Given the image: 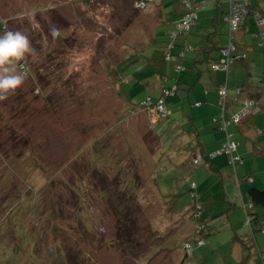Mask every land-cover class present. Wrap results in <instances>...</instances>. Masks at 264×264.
Instances as JSON below:
<instances>
[{"label": "rangeland", "instance_id": "1", "mask_svg": "<svg viewBox=\"0 0 264 264\" xmlns=\"http://www.w3.org/2000/svg\"><path fill=\"white\" fill-rule=\"evenodd\" d=\"M172 1L160 0L137 15L128 12L131 0H0V24L4 23L0 32L24 31L34 45L22 61L8 65L15 70L27 65L29 74L0 100V264H264V232L252 233L250 221H254L248 217L245 222L242 210V203L248 205L249 188L264 189V154H251L246 166L240 158L236 178L229 168L224 178L207 176L198 169L191 180L188 169L180 173L152 155L151 128L164 139L170 125L155 114L157 104L142 110L151 117L138 115L146 99L140 85L151 80L146 74L151 69H122L130 84L121 87L119 95L112 82L109 70L113 69L107 61L119 60L134 46L146 48L144 35L139 36L141 41L136 35L143 31L148 38L153 11L164 5L168 23L157 27L158 39H162L176 18L170 10ZM221 3L224 7L226 0ZM52 25L57 26L55 32ZM222 26L217 34L222 35ZM120 29L121 43L116 38L110 41L109 32L117 37ZM146 51L132 53L135 65L146 61ZM132 74L136 76L133 80ZM136 79L140 85H135ZM148 95L154 101L151 92ZM99 161L100 169L92 178L91 167ZM36 162L53 178L45 180L46 186L41 182V194L34 198L36 191H32L22 204L17 193L30 184L21 179H33L37 185ZM158 169L163 172L156 173ZM191 181L204 199L214 194V201L201 214L209 227L204 243L191 245L186 256L183 249L192 236L194 212L188 213L187 222H180L179 214L188 210L183 187ZM220 185L227 200H223ZM49 186L54 194L47 201ZM171 189L178 192L176 207L168 204ZM125 192L134 195L129 198ZM39 197L44 203H39ZM52 200L54 211L45 206ZM79 203L84 208L80 219L86 221L71 222ZM20 205L23 222H14ZM260 212L257 208L264 225ZM125 225L133 228V241L123 237ZM21 227L23 232H14ZM24 232H30L25 243L19 239ZM57 253L60 259H55ZM8 256L14 257L12 262H6Z\"/></svg>", "mask_w": 264, "mask_h": 264}, {"label": "crops", "instance_id": "2", "mask_svg": "<svg viewBox=\"0 0 264 264\" xmlns=\"http://www.w3.org/2000/svg\"><path fill=\"white\" fill-rule=\"evenodd\" d=\"M158 1L160 0H153L147 7L156 5ZM202 1L203 3L200 2L201 4H199L202 8L198 11L197 24L189 34L176 37L173 56L171 59H166L167 61L162 59L161 53L164 46L158 39L159 28L157 27L166 26L168 18L163 9L164 5L162 8L154 10L153 23L150 26L148 38L143 31L136 35L138 37L143 34V39L147 40L146 48L140 47L143 48L142 51L147 50L146 54L143 55L148 56L147 61L140 59L141 61H138L136 67L142 68L148 65L151 67V71L147 75L152 78L145 84V97L146 99L150 98L151 102L159 99L161 88L169 87L176 82L178 86L177 93L164 101L167 110L170 112L169 118L165 122L170 125L168 128L169 136L163 139L155 127L151 128L153 133L151 138H154V144L150 142V145L154 150L152 155L156 156L158 163H167L171 168L179 170L180 173L188 169L187 173L192 179L196 176L198 169L203 170L207 176L218 178L221 175L224 178L228 177L227 172L230 169L227 167V156L222 154L210 159L209 153L221 146L227 134L237 144V154L243 162L245 159L244 166H246L251 154L253 156L264 154V150H261V147L264 146V36L259 35V33H264V26L259 27L253 15L248 14L240 27L232 33V42L235 45V53L232 55L235 60L227 72L221 69L212 71V65L220 66L223 63L224 58L220 49L226 47L228 43V26L225 17L229 11V0H226L224 7L221 0ZM242 2L252 10L251 12L264 15V0H242ZM170 10L176 18L170 22L165 34L175 30L177 21L185 12V6L179 0H173ZM201 23L204 27H201ZM221 25L224 26H222V35L217 34L218 26ZM213 34H215V38L211 42ZM181 39L182 41L179 42ZM163 40L165 42V38ZM184 47H189L190 52L185 54L181 62L183 70L175 72L174 68L177 64L175 54ZM134 49L138 48L134 46ZM153 65H156V71ZM221 84H226L227 90L226 119L232 113L237 112L239 104L244 101L252 100L256 104V109L240 124H229L225 130L213 122L215 118H219L221 115L217 105V90ZM179 91H182L181 96L177 97ZM148 92H151V95L155 97L154 101ZM174 106L177 107V111L173 109ZM140 113L138 115L144 114L151 117L148 112L141 110ZM173 115L175 119L171 118ZM194 161H197V164H194ZM179 162L180 164H178ZM183 164H185L184 167H182ZM237 168L233 172L234 177L237 176ZM159 172H163V170H156V173ZM220 186L223 200H227L225 189L222 185ZM238 188L240 189V187ZM157 193L159 194V191ZM168 193L177 194L175 189H171ZM212 201H214V194L212 197L206 198V201L204 200L203 206L207 207ZM249 205V201L247 206L242 203L245 222L248 217H251L248 215ZM262 209L264 208H258L261 210L260 214L264 216ZM252 213L257 215V208L253 209ZM179 215L180 222L188 221L187 211L185 214L180 213Z\"/></svg>", "mask_w": 264, "mask_h": 264}, {"label": "trees", "instance_id": "3", "mask_svg": "<svg viewBox=\"0 0 264 264\" xmlns=\"http://www.w3.org/2000/svg\"><path fill=\"white\" fill-rule=\"evenodd\" d=\"M153 2V0H131V3H128L127 5H129V7H131L129 10H128V12H134L135 11V13L137 14L138 12H140V11H144L145 9H146V7H147V5L148 4H150V3H152ZM179 2L180 3H182L183 5L185 4L184 2H181L180 0H179ZM203 3V1L202 0H198V1H193V6L196 8V12H195V14H196V16L198 17V11H199V9H201L202 8V6L200 5L199 6V4H201V3ZM215 2V1H214ZM189 3H192V1H189ZM198 6H199V8H198ZM132 9H133V11H132ZM247 9H248V13H250L252 10L251 9H249L248 7H247ZM189 13V10L185 7V12L181 15V17H180V19H179V21H177V23H179L180 22V20H181V18L183 17V16H185V15H187ZM251 13H254V12H251ZM262 17H264V15L263 14H261V13H259ZM197 20V19H196ZM242 23V22H241ZM241 23H240V25H241ZM196 24H197V22H196ZM195 24V25H196ZM1 26H3L4 25V23H1L0 24ZM195 25H193L191 28H190V31L195 27ZM240 25H239V27H240ZM175 30H173L174 32H176L177 31V26H176V28H174ZM2 31V30H1ZM172 30L171 31H169L167 34H165V36H163V38L162 39H160L159 41L160 42H162L161 44L164 46L163 47V50H162V59H163V61L164 60H166V58L168 57V54H169V57H170V59H171V57L173 56V48H175V40H173V39H171L170 38V34L173 32ZM190 33V32H189ZM188 33V34H189ZM139 35V34H138ZM177 35H178V33H177ZM124 35H123V33H122V31H121V29H120V32H118V35H117V37H116V35H115V33H113L112 35L110 34V32H109V35H108V38H109V40L110 41H112L113 39H111V38H116V40L117 41H119L120 43H121V41H122V38L121 37H123ZM139 36H142V35H139ZM139 36L137 37V39L139 38ZM165 38V42H163L164 39ZM173 40V41H172ZM114 41V40H113ZM138 41H141V40H138ZM159 41H158V43H159ZM170 45H172V47H171V49L169 48L170 47ZM142 47H139L138 49H134V48H132L130 51H127V52H125V53H123V55H122V57L119 59V60H116V59H114L113 61L111 60V61H107V62H111L110 63V65H111V68L113 69V70H109V72H110V75H111V77L113 78V80H112V82H113V84H115V89H116V93H117V95H119L118 94V92H119V89L120 90H122L121 89V87H123L124 85H127V86H129V81L126 79V77H124V74H122L121 72H122V69L124 70V69H127V68H132L133 66H134V69H136V65H135V61H137V59H136V56H135V54H132V53H135V52H140L139 50H141L142 51ZM144 51V50H143ZM142 51V52H143ZM182 51H185V54L187 53V52H190V48L189 47H185V48H183V49H181L180 51H178L176 54H175V58H176V61H177V57L179 56V54L182 52ZM220 51H221V49H220ZM185 54H183V58H184V56H185ZM129 55H131L130 56V58H128L127 56H129ZM183 58L180 60L181 62L183 61ZM173 59V58H172ZM146 61H147V59H146ZM167 61V60H166ZM179 62V61H178ZM177 63V62H176ZM23 65V64H22ZM149 67V65L147 66V67H145V66H143V69L145 68H148ZM153 67H154V69H155V71H156V65H153ZM121 68V69H120ZM138 68V67H137ZM149 68H151V67H149ZM146 71V70H145ZM109 72H108V75H109ZM138 72V74L139 75H141V70L139 69V71H137ZM176 72V71H175ZM148 72L146 71V74H147ZM132 76V80L134 79V77L136 78V76L135 75H131ZM139 79V78H138ZM136 82L137 83H135V85H140V80L138 81L137 79H136ZM148 82V81H147ZM147 82H145V83H143V85H140V86H144V88H145V84H147ZM172 85H176V87L178 88V86H177V82L176 83H173ZM172 85H170L169 87H165V89H168V88H170ZM137 89H139L138 87H137ZM162 89H164V88H161V91H162ZM140 90H142V88H140ZM139 90V91H140ZM170 97H172V96H170ZM167 98H169V97H167ZM166 98V99H167ZM158 100V99H157ZM157 100L155 101V102H151V100H150V98H147V99H145L144 101H143V103H141V105H140V109L141 110H150V109H153V108H155L154 107V105L156 104V102H157ZM155 114L157 115V117L159 118V119H162V120H166V119H168L169 118V116H167V117H161L160 115H159V113L157 112V111H155ZM215 151V150H214ZM213 152V151H212ZM30 159H34V160H36L37 162H39V160H37L36 158H30ZM213 159V158H212ZM27 162H29V161H27ZM27 162H25V163H27ZM36 162V164H37V168H34V169H36L37 171V173H39V174H37V178H38V182H37V185H34L35 183H33V179H29L30 181L28 182V180H24L25 178H22L21 179V181L22 182H24V183H27L28 185H29V187H27V190H25L23 193L21 192V191H19L17 194H20L21 195V203L23 204V202H27L26 200L29 198L28 197V195L30 194L31 195V192L32 191H36L32 196L35 198V196L37 195V194H41V192H39V190H41V186H43V184L40 186V183L42 182V183H44V186H46L47 185V183L48 182H46L45 180H49L51 177L53 178V174L51 173V172H49V171H47V169L45 168V167H43V166H41L39 163H37ZM102 163L99 161V163H98V165L93 169L92 167H91V172H90V175H92V178L94 177L93 176V173H96L100 168H99V165H101ZM240 164H236L234 167H231V166H229V164H228V162H227V167L228 168H230V169H232V170H234V172L236 171V168L239 166ZM30 167V166H29ZM13 168V167H12ZM11 168V169H12ZM28 169V168H27ZM10 170V169H9ZM14 171H15V169H14ZM26 171V170H25ZM24 171V172H25ZM27 171H29V170H27ZM26 171V172H27ZM9 172V171H8ZM23 172V173H24ZM87 173H88V171H87ZM18 174V173H17ZM25 174V173H24ZM55 175V174H54ZM20 176V175H19ZM18 176V177H19ZM115 177V176H114ZM40 180V181H39ZM191 180H193V179H191ZM150 181H152V180H150ZM133 182H134V180H133ZM155 182V181H154ZM46 184V185H45ZM155 184H156V182H155ZM93 186H95V187H97L98 188V190L99 189H101V190H103V188H101V185H93ZM50 188L49 189H47L46 191H48V195H47V197L45 198L47 201H49V200H51L52 199V194H54V191H53V189L51 188V186H49ZM129 187H130V184H128V189H129ZM159 187V186H158ZM107 188H111V187H107ZM183 188H186V192H187V195H188V200H189V204L187 205V208H188V210H187V212L189 213V216H190V213H191V211H193L194 212V216H193V218H191L190 220L191 221H193V223H194V225H193V227H194V229H192L193 230V232L191 233L192 234V236H191V239L190 240H188L186 243H189V244H191V245H193V244H197V241L198 240H202V242H203V238L205 237V236H207V234L209 233V227H208V225H206V222H205V220L203 219V216H201V214H202V210H203V202H204V200L206 201V199H204V196H203V194H202V192H200L199 191V189H198V187H197V184L195 183V181H191V182H188V184H184V187ZM105 189V188H104ZM119 190V189H118ZM100 192L101 191H99V194H100ZM117 193H120L119 191H116ZM169 192V191H168ZM178 193V192H177ZM124 196H129V198H131L132 196H130V195H134L132 192H131V194L130 193H124L123 194ZM168 199H169V202H168V204H169V206H171V205H173L174 207H176V204H177V202H178V195L177 194H169L168 193ZM42 196V195H41ZM247 196H248V198H249V204H250V209H248V215L249 216H251V218H252V221H254V222H251L250 221V225L252 226V229H251V232L252 233H254L255 231H262V232H264V229H263V224L260 222V220H259V217L257 216V215H255V214H253L252 213V211H253V209H256V208H264V189H261V190H259V189H256V188H254V187H251V188H249L248 189V191H247ZM39 203H44V202H42V200H40V197H39ZM141 199L139 198V196H138V201H140ZM79 201H80V199H79ZM134 202H135V199H134ZM31 204H32V202H30ZM56 202L54 201V200H52L51 201V204H48V202L47 203H45V206L46 207H48V205H50V207H52L51 208V211H54V209H55V204ZM55 204V205H54ZM165 204H167V202L165 201ZM16 206H18V205H15V206H13L14 207V209L16 210ZM29 206H31V205H29V204H27V208L29 207ZM20 208L18 209V218H17V220L16 221H14V222H23V221H21V220H19V218H20V215H21V213L23 212V208H22V205H20L19 206ZM38 207V206H37ZM81 209H83L84 210V208H81V205H80V203H79V205L77 206V209H75L74 210V212L72 213V216H71V218H70V220H71V222H78L79 220V222H85V221H81V219H80V217H82L83 216V212H81ZM36 211V208L34 207V209H33V211ZM56 210V209H55ZM17 216V212L14 214V217H16ZM253 216H255L254 218H253ZM263 216V215H262ZM84 218V217H83ZM189 218V217H188ZM51 220H53L52 218H51ZM136 220H135V217L133 218V220H132V222H135ZM9 222H13V221H9ZM149 222V221H148ZM130 226V225H129ZM134 227L135 228H137L136 227V225H134ZM0 229H2L1 228V226H0ZM23 230H25L23 227H21L20 229H18L17 228V230L15 229V231L14 232H18V231H20V232H23ZM136 231H137V229H135ZM133 228H131V226L130 227H128V226H126L125 225V227L123 228V230H122V232L121 233H123V237L125 236V237H129L128 239L130 240V241H133L134 240V234H133ZM29 235H30V232L29 233H26V232H24V234L22 235V237H20L19 239L20 240H22V241H24L23 239H28L29 238ZM28 237V238H27ZM119 238H122V236H119ZM22 241H20V244L22 243L23 245H25L24 243L26 242V241H24V243L22 242ZM185 243V244H186ZM204 243V242H203ZM20 244H19V247H20ZM17 246H18V244H17ZM14 247H15V245H14ZM182 249V248H181ZM183 251L185 252V254H186V256H188V253L186 252V250H184L183 249ZM52 254V256H54L55 255V253L53 254V253H51ZM13 258L14 257H11V256H8L5 260H7L6 262H12V261H10V260H13ZM52 258V257H51ZM55 259H60V254L59 253H57V255H56V258ZM13 264H14V262H13Z\"/></svg>", "mask_w": 264, "mask_h": 264}, {"label": "built area", "instance_id": "4", "mask_svg": "<svg viewBox=\"0 0 264 264\" xmlns=\"http://www.w3.org/2000/svg\"><path fill=\"white\" fill-rule=\"evenodd\" d=\"M149 1V0H148ZM181 2H184V6L189 10V13L185 16H183L179 23H177V31L172 32L170 34V38L175 40L178 35H187L190 32V28L196 24L197 22V16L195 14L196 8L193 6V1L196 0H180ZM189 1H192V3H189ZM248 15V9L245 6V4L242 2V0H229V11L225 17L226 24L228 26V43L226 47L221 49V54L223 56V63L218 65H212L211 69L212 71L216 70H224L228 71L229 66L232 64L233 60L235 58L232 54L235 53V45L232 42V33L235 32L241 21L245 18V16ZM254 18L259 26L264 25V17H262L259 13H254ZM178 33V35H177ZM261 37L264 36V33H259ZM172 40V41H173ZM172 45H170L171 49ZM185 51H182L179 56L177 57V64L174 68L176 72H181L183 70V67L181 65V59L183 58V54ZM166 59H170L169 54ZM179 61V62H178ZM177 92L176 85H172L168 89H162L161 95L159 99L156 102V111L159 113L161 117H167L169 116V111L167 110L165 106V99L167 97L175 95ZM218 94V108L221 111V115L219 118H215L213 122L215 124L220 125L224 130L227 128L229 124H240L247 116H249L255 109L256 104L252 100H246L243 103L239 104V109L237 112L232 113L228 119L225 118V110L227 108V90H226V84H221L218 87L217 90ZM264 112V110H263ZM221 154H225L229 157L228 164L231 167H234L236 164L241 163L240 156L237 154V144L235 141L231 140L230 135H226V139L224 142H222L219 149L215 150L211 154H209V158L212 159L216 156H219ZM194 164H197V161H194ZM250 205L248 206V209H250ZM202 240L197 241V245H202ZM191 244L186 243L184 245L185 250L189 249Z\"/></svg>", "mask_w": 264, "mask_h": 264}, {"label": "clouds", "instance_id": "5", "mask_svg": "<svg viewBox=\"0 0 264 264\" xmlns=\"http://www.w3.org/2000/svg\"><path fill=\"white\" fill-rule=\"evenodd\" d=\"M56 27V25H52L53 32L56 31ZM33 47L34 45L24 31L6 30L0 32V68H2L0 71V100L6 99L8 93L14 90L29 74L27 65H20L19 70L10 69L8 65L22 61L25 54Z\"/></svg>", "mask_w": 264, "mask_h": 264}]
</instances>
